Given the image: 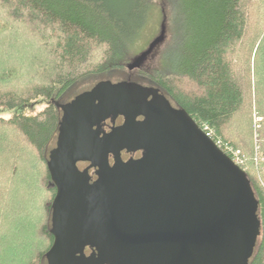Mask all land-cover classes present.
I'll use <instances>...</instances> for the list:
<instances>
[{
    "label": "trees",
    "instance_id": "16d2710c",
    "mask_svg": "<svg viewBox=\"0 0 264 264\" xmlns=\"http://www.w3.org/2000/svg\"><path fill=\"white\" fill-rule=\"evenodd\" d=\"M154 9L166 37L158 63L130 70ZM105 79L158 88L213 140L242 151L260 220L248 264H264V0H0V264H47L55 103ZM253 112L263 118L259 168Z\"/></svg>",
    "mask_w": 264,
    "mask_h": 264
},
{
    "label": "water",
    "instance_id": "95a60500",
    "mask_svg": "<svg viewBox=\"0 0 264 264\" xmlns=\"http://www.w3.org/2000/svg\"><path fill=\"white\" fill-rule=\"evenodd\" d=\"M55 105L47 264H248L260 234L250 181L185 109L158 88L107 79ZM122 150L142 154L124 161Z\"/></svg>",
    "mask_w": 264,
    "mask_h": 264
},
{
    "label": "rangeland",
    "instance_id": "374dc122",
    "mask_svg": "<svg viewBox=\"0 0 264 264\" xmlns=\"http://www.w3.org/2000/svg\"><path fill=\"white\" fill-rule=\"evenodd\" d=\"M160 19H161L160 11L158 9H156L152 14L151 20H149V22L147 24L148 31L146 32V34L144 35V37L140 41V43L138 45V51H137L136 55L134 56L136 58L141 52L145 51L148 48L149 44L153 40H156V38H160V40L157 41L156 45L154 46V49L155 48L156 49L155 50L153 49L148 54H146L145 58H143V60L140 62V65H142L144 67H148V68L154 67L155 68L156 64L158 63L157 57H158V54L160 53V50L162 48V47L160 48L159 46H160V44L163 43L164 39L166 38L165 33H161L162 28H160L161 27ZM160 34H161V37H160ZM173 45L174 44H170V45L166 46V49H165L166 53L171 52ZM42 107H43V105H41L40 103L36 104L33 107V111L39 110ZM8 114L9 113L5 112V111L1 112V115L4 117H7ZM262 122H263L262 116L256 112H253L251 115V120H250L252 139H253V154H252L253 160L252 161L257 168H259L260 164H262V162H263V156L260 155V152L258 149L259 148V138H260V131H261ZM240 152H241L242 157L244 159V155H243L241 150H240ZM244 162L245 161H243L242 164H244ZM260 170L262 171L260 174L261 184L264 187V169L261 167Z\"/></svg>",
    "mask_w": 264,
    "mask_h": 264
},
{
    "label": "flooded vegetation",
    "instance_id": "af4514ba",
    "mask_svg": "<svg viewBox=\"0 0 264 264\" xmlns=\"http://www.w3.org/2000/svg\"><path fill=\"white\" fill-rule=\"evenodd\" d=\"M143 117H138V119H142ZM123 122V117L122 116H118L116 119H115V122H114V125H120L121 123ZM113 123L111 121V118H108L106 119L103 123H102V129L105 131V132H109L111 127H112ZM142 154V151L141 150H137L135 152H127L126 150H122L121 151V158L122 160L126 161L128 160L129 158H139ZM113 156L112 155H109V163L110 165L113 164ZM78 167L80 169H84L86 167H88L90 165V162L89 161H80L77 163ZM95 170L96 168L95 167H89L88 169V172L91 176V179L92 180H95L96 179V174H95Z\"/></svg>",
    "mask_w": 264,
    "mask_h": 264
},
{
    "label": "built area",
    "instance_id": "2783aa9c",
    "mask_svg": "<svg viewBox=\"0 0 264 264\" xmlns=\"http://www.w3.org/2000/svg\"><path fill=\"white\" fill-rule=\"evenodd\" d=\"M206 135H208L211 138V132L204 127L203 128ZM215 144L223 151L225 152L230 158L239 166L243 163V157L239 149L233 148L230 144L224 143L221 139L217 138L213 140ZM241 167V166H240Z\"/></svg>",
    "mask_w": 264,
    "mask_h": 264
}]
</instances>
